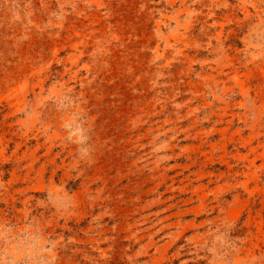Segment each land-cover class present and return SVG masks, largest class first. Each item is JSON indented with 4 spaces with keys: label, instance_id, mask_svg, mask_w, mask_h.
Wrapping results in <instances>:
<instances>
[{
    "label": "rangeland",
    "instance_id": "rangeland-1",
    "mask_svg": "<svg viewBox=\"0 0 264 264\" xmlns=\"http://www.w3.org/2000/svg\"><path fill=\"white\" fill-rule=\"evenodd\" d=\"M0 264H264V0H0Z\"/></svg>",
    "mask_w": 264,
    "mask_h": 264
}]
</instances>
